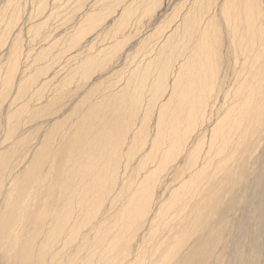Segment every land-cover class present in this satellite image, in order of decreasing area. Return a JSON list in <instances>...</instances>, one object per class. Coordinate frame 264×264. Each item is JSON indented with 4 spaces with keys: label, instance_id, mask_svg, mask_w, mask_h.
I'll list each match as a JSON object with an SVG mask.
<instances>
[{
    "label": "bare ground",
    "instance_id": "obj_1",
    "mask_svg": "<svg viewBox=\"0 0 264 264\" xmlns=\"http://www.w3.org/2000/svg\"><path fill=\"white\" fill-rule=\"evenodd\" d=\"M20 1L0 0V264H264V0H186L170 72L156 78L148 57L132 76L144 87L95 94L98 72L59 108L44 87L57 68L40 61L58 39L43 26L57 16L76 30L65 50L86 48L89 1L79 16L75 0H35L29 16Z\"/></svg>",
    "mask_w": 264,
    "mask_h": 264
},
{
    "label": "crops",
    "instance_id": "obj_2",
    "mask_svg": "<svg viewBox=\"0 0 264 264\" xmlns=\"http://www.w3.org/2000/svg\"><path fill=\"white\" fill-rule=\"evenodd\" d=\"M76 1L79 2V0H75L74 1L76 6L75 5L72 6L73 5L72 3H71V6H70L71 9H72V10L70 9V11H72V12H73V10H78L79 9L78 12L77 11H75V13H72L71 12V14L73 16L76 15V12L78 13L77 16H79V14H80L79 12H80L81 6H78L79 3H76ZM100 1L102 3H100ZM103 1H105V0H96V1L95 0L91 1L90 0V7L91 8L87 7L86 10H85V12L86 13H89L90 15L85 14L83 18H85L84 20H87L86 21V24H88V26L90 27V31H89L90 33L87 32V34L85 35V40L88 39V40H86V41H88V46L86 47V49H87V54H86L87 57H86V55H85V57L86 58H92L91 59V62L93 63V66L94 65H97V69H96L97 71L95 70L94 72L91 73L92 74V77L94 78V77L98 76L97 74L99 72L100 73L99 75H101V78L100 79H102V82H103L102 84H103L104 87H106L105 84H107V85H113L115 81H119L123 76L124 77L125 76H127V77H130L131 76L132 77L133 75H136V73H137L135 71V68L137 66L136 64H138L139 62L143 63V61L146 59V57H151V55L155 54L156 49L158 48V46L160 44L162 45L160 52H164V53H167L168 52L169 46L166 45V40H167L166 37H167V35L169 33V30L171 31L170 27L173 26L172 24L175 23L176 19L178 18L180 20V17H178L180 15V11H181V13L183 12L182 11V7L183 6H184L183 9H186L187 8L186 6H188L187 5L188 4V2H187L188 0L187 1L186 0H168L169 4H168L167 0H152L153 5H152V3L151 4L149 3L151 0H147V1L146 0L145 1L142 0V2H141V0H126V1L125 0H115V1L114 0H112V1L108 0V1H105L104 3H103ZM154 1H155V3H154ZM106 2H108V3L106 4ZM177 4L178 5H181V6H179L180 8L177 7L178 8L177 9L176 7H174L172 9V7L174 5L178 6ZM114 5H117V6H114ZM132 6H133V8H131ZM158 6H159V8H158ZM106 8H107V10H106ZM164 8L165 9L166 8L168 9V10L166 9V13H165ZM195 8H197V6H195ZM110 9H111V11H110ZM88 10H92V12L91 11L89 12ZM96 10H98V11H96ZM173 10H175L176 12H174ZM93 11L94 12L95 11L97 12V13L95 12L97 14V16H94L95 13L92 15ZM108 11H110V12H108ZM172 11L174 12L175 15H172L173 14ZM102 12H104V13L106 12V14L103 13L104 14L103 15ZM107 12L109 14L111 13V15H110L111 17L110 16L109 17L108 16L106 17V15L108 14ZM163 12L165 14H163ZM123 13H125V14H123ZM138 13H139V15H138ZM118 14H119V16H118ZM99 15H100L101 18L100 17L98 18ZM103 16L105 17L104 19H102ZM175 16H177V17H175ZM116 17H117V19H116ZM157 17H158V19H157ZM171 18L173 19V21H172ZM174 18H176V19H174ZM89 19L92 21V24L94 22L95 23L93 25H91V23H90L91 21ZM118 20L119 21L122 20L121 22L125 21V23L123 22L124 23V27H123V25H121V26L120 25H117V27H116L117 29L114 27L115 24H118V22H117ZM128 21H130L132 23L131 24L129 22L130 23L129 26H128ZM135 21H137V22H135ZM170 22H173V23H170ZM89 23H90L91 26L89 25ZM120 24H122V23H120ZM67 25L69 26V24H67ZM99 25H100V27H99ZM103 26H104V28H103ZM110 26H112V27H110ZM91 27L93 29H91ZM128 27H130V28H128ZM167 27H168V29H166ZM69 28H70V26L68 27V29ZM107 29H108V32H107ZM74 31L76 32L75 28L72 27L71 28V31H70V34H72V36H71L72 38L75 37L73 35L74 34ZM141 34L143 35V37H142ZM154 35H155V37H154ZM90 36H91V38H90ZM95 37H97V38H95ZM99 37H100V39H99ZM89 41H91V42H89ZM95 43H96V45H95ZM103 44H105V45H103ZM147 44H148V46H147ZM163 47H165V48H163ZM149 53H150V55H149ZM117 55H120V56H117ZM140 56H142V58ZM163 58H164L163 56L160 58L161 60L164 61L163 65H159L158 67H164L166 65V62L167 61H165ZM98 59H99V61H98ZM117 59H118V61H117ZM110 60H111V62H110ZM108 64L109 65H111V64L114 65L115 68L112 65L109 66ZM109 67H112V69L110 68V71H109ZM155 67L156 66H148L146 68H148V71L149 70L152 71ZM158 67H156V68H158ZM130 68H131V70H130ZM101 69H102V71H100ZM132 70H134V71H132ZM154 70H153V72H154ZM103 72H105L106 74L103 73ZM161 75H163V73H161Z\"/></svg>",
    "mask_w": 264,
    "mask_h": 264
},
{
    "label": "rangeland",
    "instance_id": "obj_3",
    "mask_svg": "<svg viewBox=\"0 0 264 264\" xmlns=\"http://www.w3.org/2000/svg\"><path fill=\"white\" fill-rule=\"evenodd\" d=\"M22 1V0H21ZM21 1H20V4H22V3H24L26 0H23L22 1V3H21ZM32 3V5H31V3ZM89 1V5H90V0H88ZM205 1H207V0H201V2H199L198 4H196V5H200V7H202L201 6V4H203ZM35 2V0H28V1H26V4L28 3V5H26L25 4V6L26 7H28L29 9H30V11H29V9L28 8H26V7H24V9L26 10L23 14L25 15V13L27 14V15H25V16H29L30 15V12L31 11H33V9H34V3ZM203 2V3H202ZM206 3V2H205ZM29 5H31L30 7H29ZM197 6V7H198ZM36 7V6H35ZM11 8V10H13V7L11 6L10 7ZM31 8H32V10H31ZM89 8H90V6H89ZM24 9H23V11H24ZM28 9V10H27ZM36 9V8H35ZM197 9V8H196ZM10 10V11H11ZM57 16H56V18H54L53 20H55V21H53L52 20V22L54 23V22H56L57 20ZM49 23V24H47V26H50V27H47L46 26V24L43 26L44 28H43V30H45L46 31V29H47V31H49L50 32V30L49 29H53L54 27V32H56L55 34H54V32H52L51 31V33L53 34V36L55 37V38H53V39H56V37H57V39L58 40H55L54 41V45L52 46V47H50V49L51 48H53L52 50L53 51H51V52H49V58H48V56H45L42 60L40 59V61H45L46 62V60H47V62H46V64H49V65H52V66H56V68H57V73L53 76V77H51V80H49L48 82H47V84L44 86V87H53L54 86V88H56L57 87V89L59 90H57V97L59 96V94L61 95V97L57 100V102L54 104L55 106H57L58 108L60 107V106H62L64 103H66V100H68L70 97H72V95H74L75 93H77L78 91H81L82 89H84V87H87V85H86V83H89V82H91L90 80H92V79H94V78H96V79H98L97 77L98 76H96V77H94V78H92V72H94L96 69H97V65H94L93 66V63L91 62V59L92 58H86L87 57V49L83 46V48L82 49H80V51L78 50H74V49H76L75 47H74V49L72 48V50L70 49V50H65V47L67 46V44H66V40H67V38L68 37H70L71 35H69L70 34V30H71V28L72 27H70L69 29H68V26L66 25V24H61V26H57V25H60V24H57L56 25V23ZM54 25V26H53ZM64 25H66L65 27H64ZM51 26H53V27H51ZM57 26V27H56ZM45 27H47V28H45ZM74 28H75V26H73ZM59 28V29H58ZM61 28H62V31H61ZM223 28H224V26H223ZM58 29V30H57ZM64 30V31H63ZM69 30V31H68ZM28 31V30H27ZM59 31V32H58ZM63 32V33H61V32ZM223 31H224V29H223ZM23 34L25 33V35L23 36L24 37V40L26 41L25 42V44L27 45V46H29L30 45V43H32L33 42V38L31 37V32H30V29H29V31L28 32H26V31H23L22 32ZM58 33V34H57ZM61 35H60V34ZM65 33V35H62V34H64ZM66 33H69L68 35L66 34ZM27 35H29V36H27ZM59 35V36H58ZM25 36H27V37H25ZM65 36V37H64ZM29 37V38H28ZM37 38H39L38 36H36ZM67 37V38H66ZM35 38V37H34ZM32 39V40H31ZM62 39H64V40H62ZM84 39H85V37H84ZM60 40V41H59ZM87 40V39H86ZM84 41V44L86 43V44H88L87 43V41ZM43 42L42 40H39V42ZM62 41V42H61ZM83 41V40H82ZM30 42V43H29ZM40 42V43H41ZM39 43V44H40ZM59 43H61V44H59ZM42 44V43H41ZM161 45V44H160ZM159 45V46H160ZM54 46H55V48H54ZM62 46V47H61ZM86 47H87V45H85ZM158 46V47H159ZM162 46V45H161ZM59 47V48H58ZM57 48V49H56ZM29 49H31V52H32V48L31 47H29ZM56 49V50H55ZM86 49V50H85ZM159 49V48H158ZM158 49H157V51H158ZM27 50H28V48H27ZM54 50H55V52H54ZM83 50H84V52H83ZM69 51H71L72 53H74V54H72L71 52H69ZM155 52V54H153L152 55V57L153 58H155L156 60V62H157V58H158V62H160L161 61V57L163 56L164 57V60L165 61H167L166 62V65L165 66H167V68H165V66L164 67H158L156 70H154V72H155V74H156V72L157 73H159V74H156V75H154V76H156V78L157 77H163V76H165V74L166 73H168V72H170L171 71V69H170V67H171V64H172V62H171V59H170V54H169V50H168V52L167 53H162L160 56H158V57H156V55H157V53L158 52ZM26 52L27 51H25L24 52V57L26 56L25 54H26ZM30 51L28 50V52L27 53H29ZM31 52L27 55V56H29L30 54H31ZM34 52V51H33ZM52 52H54V53H52ZM67 52L69 53L68 55H67ZM50 53H52V54H54V55H52V54H50ZM76 53H77V55H76ZM80 53V54H79ZM82 53V54H81ZM83 54H84V57H85V55H86V57L84 58L83 57ZM55 55H57L56 56V60H55ZM72 55V56H71ZM168 55V56H167ZM63 56H65V58H66V61H65V58H63ZM74 56V57H73ZM80 56L81 57H83V59H81L80 58ZM165 56H167V57H165ZM152 57L150 58H148V57H146V59H145V62H146V60L148 61V59L150 60V61H152V63L154 64V66L155 65H162L163 63H164V61L162 60L160 63H156L154 60H152ZM219 57V58H218ZM217 58H216V61H218V62H216V65H217V63L219 64V62H220V56H218ZM75 58H77V60H79L80 61V64L82 63V64H85V67H82V66H79L78 64H79V62L77 61V63H76V59ZM148 58V59H147ZM46 59V60H45ZM51 59H52V61H51ZM54 59V60H53ZM70 59H72L71 61H70ZM170 60V61H169ZM39 60L37 61H35V64L34 65H37V64H42L43 62H40ZM50 61V62H49ZM54 61V62H53ZM56 61V62H55ZM70 62V64L69 65H71V67H69V65H68V63ZM73 61V62H72ZM38 62V63H37ZM44 62V63H45ZM51 62H53L54 64H51ZM75 62V63H74ZM74 63V64H73ZM141 63V62H140ZM140 63H138L137 65H139ZM143 63H144V61H143ZM57 64V65H56ZM142 64V63H141ZM153 64H152V66H153ZM225 66V64L224 63H222L221 62V64H220V69L223 67V65ZM65 66L68 68V69H71L70 71L67 69V68H65ZM141 66V65H140ZM74 67H75V69H74ZM79 67V68H78ZM138 66H136V68H135V71H137L138 70V68H137ZM157 67V66H156ZM79 69V70H78ZM84 69H86V70H84ZM168 69V70H167ZM64 70H67V71H64ZM165 70V71H164ZM162 71H164L165 73H163ZM167 71V72H166ZM83 72H88V74L86 75V79H85V81H84V83L82 82L83 80L81 79V74L83 73ZM68 73H69V76H68ZM161 73H163V75H161ZM77 74H78V77H77ZM67 75V76H66ZM80 75V76H79ZM90 76H91V79H90ZM210 76H211V74H210ZM57 78V80H56V78ZM126 77V76H125ZM125 77H122V79H120L119 81H115L114 83H116V84H113V85H107V84H105L106 85V87H104L103 86V82H102V79H98V82H96L94 85H93V87H95L94 88V93L96 94V93H99V92H101V91H103V90H105V88H107V87H110V89H112V88H115V87H123V86H125L126 84H128L126 87H144V83H141L140 82V80H143V79H147V78H149V77H145V76H137L138 78H136V76L135 77H132L130 80H129V82H127V83H123V82H121V81H123V78H125ZM62 78H63V81H62ZM76 78V79H75ZM127 78V77H126ZM52 79H55V80H53V82H52ZM75 79V80H74ZM166 79H167V82H170V77H169V75L166 77ZM203 79V78H202ZM201 78H200V80H202ZM204 80V79H203ZM51 81V82H50ZM136 81V82H135ZM211 81V80H210ZM74 82V83H73ZM82 82V83H81ZM117 82H119V83H117ZM138 82V83H137ZM50 83L52 84V83H54V84H52L51 86H49L50 85ZM76 83H80V84H76ZM204 83L205 84H203V85H206L207 86V79L204 81ZM49 84V85H48ZM63 84V85H62ZM118 84V85H117ZM121 84V86H119ZM124 84V85H123ZM152 84V85H151ZM197 84V85H196ZM202 83L201 82H199V83H195V87H200V86H202V87H204L203 85H201ZM57 85V86H56ZM209 85V84H208ZM163 87L164 85L162 84V83H156V82H154V83H149V84H146V86L145 87ZM33 87H36V86H33ZM61 87L64 89H61ZM65 87H66V89H65ZM75 87V88H74ZM179 87H183V86H181V84L179 85ZM185 87V86H184ZM208 87V86H207ZM218 87V86H217ZM50 89H53V88H49L48 90H50ZM72 89V90H71ZM48 90H46V93H47V91ZM62 90V91H61ZM67 90H68V92H67ZM99 90V91H98ZM39 90L38 91H36V93L34 94L33 93V95L32 96H34L33 97V99L31 98L30 99V101H32V100H34V98L36 99L37 97H39V96H41V92H39ZM43 92V91H42ZM44 92H45V90H44ZM37 94V95H36ZM63 95H65V96H63ZM35 96H37V97H35ZM63 96V97H62ZM26 97H28V96H26ZM24 98L25 97H23V100H24ZM128 98H131V97H128ZM26 99V98H25ZM21 100H22V98H21ZM33 102V101H32ZM63 102V103H62ZM34 103V102H33ZM59 104V105H58ZM70 116V117H69ZM69 116H67V117H65L67 120H70V119H72L73 117H75V113H72V115H69ZM62 119H64V118H62ZM33 137V135H30V137L29 138H32ZM132 166V168L130 167V169H133L135 172H136V169H137V166L135 167V166H133V165H131ZM134 167V168H133ZM128 169H129V167H128ZM105 202H107L108 204H106ZM113 203V204H112ZM116 203H118L116 200H110L109 199V201L107 200V201H104L103 202V207L101 206V210H102V208H104V209H110V208H112L111 206L113 205V208H116V206L114 205V204H116ZM110 204H111V206H110ZM108 206V207H107Z\"/></svg>",
    "mask_w": 264,
    "mask_h": 264
}]
</instances>
